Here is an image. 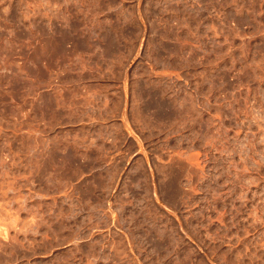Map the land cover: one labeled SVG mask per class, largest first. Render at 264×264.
I'll use <instances>...</instances> for the list:
<instances>
[{
    "label": "rangeland",
    "instance_id": "rangeland-1",
    "mask_svg": "<svg viewBox=\"0 0 264 264\" xmlns=\"http://www.w3.org/2000/svg\"><path fill=\"white\" fill-rule=\"evenodd\" d=\"M0 264H264V0H0Z\"/></svg>",
    "mask_w": 264,
    "mask_h": 264
}]
</instances>
